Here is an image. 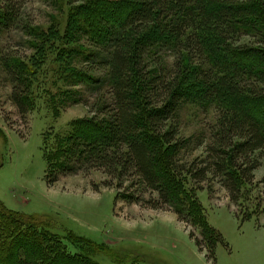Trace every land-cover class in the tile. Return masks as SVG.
Masks as SVG:
<instances>
[{
    "label": "trees",
    "instance_id": "obj_1",
    "mask_svg": "<svg viewBox=\"0 0 264 264\" xmlns=\"http://www.w3.org/2000/svg\"><path fill=\"white\" fill-rule=\"evenodd\" d=\"M2 3L0 31L7 32L18 5ZM72 17L76 29L69 20L61 35L36 37L41 44L51 39L65 45L76 36L85 38L90 50L83 61L103 69L105 79L70 67L78 55L72 51L66 55L64 78L93 91L107 86L110 103L99 116L55 140L46 154L47 186L63 177L100 172L108 178L101 185L122 190L119 197L128 204L171 212L205 258L215 262L216 247L227 245L202 215L197 193L204 190L202 184L216 181L236 205L261 165L264 0H91ZM25 30L31 35L30 27ZM243 38L251 42L242 44ZM163 53L174 57L169 69L160 64ZM30 59L0 58L10 101L22 119L33 103L37 62ZM188 104L215 105L219 112L203 156L189 163L179 158L188 141L178 136L174 124ZM260 185L264 188V179ZM207 192L212 193L210 185ZM254 215L235 214L242 222ZM196 227L199 238L189 231ZM103 249L71 232H53L0 203V264H101L96 254L106 253Z\"/></svg>",
    "mask_w": 264,
    "mask_h": 264
},
{
    "label": "rangeland",
    "instance_id": "obj_2",
    "mask_svg": "<svg viewBox=\"0 0 264 264\" xmlns=\"http://www.w3.org/2000/svg\"><path fill=\"white\" fill-rule=\"evenodd\" d=\"M89 1L13 0L18 5L16 20L9 31H0V58L13 57L28 63L32 57L37 64L32 82L33 103L25 119L10 101V84L0 66L1 206L32 216L60 235L71 232L104 247L106 253L96 254L101 264H264V188L260 185L264 179V156L254 172L253 184L243 186L236 205L230 203L216 181L202 184L204 190L197 193L202 215L227 245L216 247L215 262L205 258L171 212L128 204L119 197L122 190L101 185L108 178L100 172L63 177L54 186H47L46 154L55 148V140L70 128L99 116L103 105L110 103V94L107 86L93 91L84 85L71 86L64 78L69 69L66 55L72 51L78 55L70 61V67L105 79L103 69L83 61L90 50L85 38L76 36L74 43L65 45L51 39L49 44H41L36 36L48 32L61 35L73 18L72 12ZM71 21V29H76ZM26 27H30L31 35H27ZM250 42L249 38L241 40L242 44ZM33 44L39 45L41 51ZM159 56L160 64L169 69L174 60L172 54ZM218 116L215 105L182 107L174 124L178 136L188 141L179 156L183 162L203 156ZM134 190L131 188L130 192ZM251 213L255 215L244 222L235 216ZM189 231L200 237L197 227Z\"/></svg>",
    "mask_w": 264,
    "mask_h": 264
}]
</instances>
